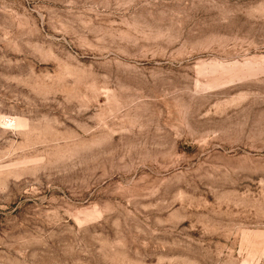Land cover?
<instances>
[{
	"label": "rangeland",
	"instance_id": "rangeland-1",
	"mask_svg": "<svg viewBox=\"0 0 264 264\" xmlns=\"http://www.w3.org/2000/svg\"><path fill=\"white\" fill-rule=\"evenodd\" d=\"M0 264H264V0H0Z\"/></svg>",
	"mask_w": 264,
	"mask_h": 264
},
{
	"label": "bare ground",
	"instance_id": "bare-ground-1",
	"mask_svg": "<svg viewBox=\"0 0 264 264\" xmlns=\"http://www.w3.org/2000/svg\"><path fill=\"white\" fill-rule=\"evenodd\" d=\"M107 63H109V64H112L113 66H114V68L113 67H106L105 68V71L106 72H108V73H113V72H116L117 74H121L122 73V69H120V68H123V67H121L119 64H118V62L117 61H111V62H107ZM124 75L125 76H129V69H127V68H124ZM8 125H12V123L10 122V123H7Z\"/></svg>",
	"mask_w": 264,
	"mask_h": 264
}]
</instances>
